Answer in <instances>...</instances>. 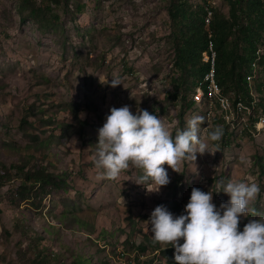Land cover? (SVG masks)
Here are the masks:
<instances>
[{"label":"rangeland","instance_id":"obj_1","mask_svg":"<svg viewBox=\"0 0 264 264\" xmlns=\"http://www.w3.org/2000/svg\"><path fill=\"white\" fill-rule=\"evenodd\" d=\"M170 1L61 0L34 19L31 8L47 0H0V171L12 170L11 180L0 176V264H167L161 253L171 246L152 243L151 211L163 204L180 215V203L184 214L193 187L214 191L219 207L229 196L215 192L217 180L260 186L259 215L242 217L239 230L264 219V92L239 114L215 106L205 114L200 93L199 105L184 109V97L194 99L174 88ZM204 2L228 14L225 0L192 1ZM112 77L122 84L111 87ZM124 105L158 115L173 137L203 117L202 139L223 129L220 141H208L219 151L197 153L178 172L163 165L170 182L158 192L135 183L142 170L131 165L98 179V129L111 107ZM24 164L25 172L46 169L61 187L39 192L27 181L24 201L17 192L26 177L15 168Z\"/></svg>","mask_w":264,"mask_h":264},{"label":"clouds","instance_id":"obj_2","mask_svg":"<svg viewBox=\"0 0 264 264\" xmlns=\"http://www.w3.org/2000/svg\"><path fill=\"white\" fill-rule=\"evenodd\" d=\"M121 84L118 77H112L111 87ZM109 112L98 129L94 159L98 179H115L131 165L142 170L134 182L158 192L170 182L163 165L178 172V166L195 161L197 153L219 151L218 144L210 147L208 141H220L223 129L217 126L208 132L207 140L202 139L203 117H192L173 137L160 117L147 110L133 114L124 105L111 107ZM220 191L229 200L219 207L213 203L214 191L197 187L191 189L184 214L181 210L180 215H174L163 204L155 206L148 218L152 243L174 248L176 264H264V219H249L239 230L242 217L259 215L253 207L261 191L259 184L217 180L215 192Z\"/></svg>","mask_w":264,"mask_h":264},{"label":"trees","instance_id":"obj_3","mask_svg":"<svg viewBox=\"0 0 264 264\" xmlns=\"http://www.w3.org/2000/svg\"><path fill=\"white\" fill-rule=\"evenodd\" d=\"M192 1L171 0L168 7L171 25L174 28L175 91L178 93L181 88H184L186 93L192 91L194 100L188 102L185 96L184 109H190L195 103L199 105L195 98L200 93L201 100L203 99L202 105L207 107V109L204 107L205 114L209 115L213 104L216 111H222L218 99L212 102L209 97L212 83L207 77L214 70L215 85L222 93L221 95L232 102L233 111L239 114V102L252 106L255 97H259L260 93L264 92V54L258 56L257 51L264 45V0H225L229 7L228 14L208 2L194 4ZM47 2V5L44 4L40 8H31L30 16L37 18L41 8L51 11V6L59 5L61 0H47ZM213 46L215 56L212 55ZM259 61H261L260 65ZM255 63L259 65V70L254 81V97L249 76L254 73ZM232 89L236 93L234 100L228 96ZM257 104H259L258 99ZM222 118L225 120L224 116ZM180 121L183 122V118ZM15 168L26 177V182L18 188L17 192L24 201L29 199L27 195L30 192V185L27 181L38 184L39 192L50 185L53 188L61 187L60 180H55L52 175L46 173L44 168L28 169L26 172V164ZM11 171L2 167L1 179L8 177L11 180L9 176ZM175 204L181 214L182 205ZM174 251L172 247L162 251L161 255L167 264H176Z\"/></svg>","mask_w":264,"mask_h":264},{"label":"bare ground","instance_id":"obj_4","mask_svg":"<svg viewBox=\"0 0 264 264\" xmlns=\"http://www.w3.org/2000/svg\"><path fill=\"white\" fill-rule=\"evenodd\" d=\"M257 51H258V56H261V55L264 54V49L263 48H258ZM214 56H215V54H214ZM256 58H257V54H256ZM260 62L261 61H259V65H260ZM259 65L257 63L254 64V66H255L254 73L249 76L250 87H251V83H253L255 81V79L257 78V71L259 70V68H258ZM214 77H215V74H214V70H213L211 72V74L207 77V79H209L211 81V83H212L211 90H209L210 93H211L210 96H209L210 97V100L212 102H215V99L217 98L218 101L221 104L222 111L225 112V113H229V112L231 113V110H232V102L229 100V98L223 97L221 95L222 93L218 90L217 86L215 85ZM251 90H252V95H254V97H255V94H254L255 87L252 86L251 87ZM257 99L258 98L255 97V99L253 100L252 106L245 105V103L240 100L241 102L238 103L239 110L240 111H246V110L249 111L250 108L251 109H254L255 108V104H257ZM212 106H214V104Z\"/></svg>","mask_w":264,"mask_h":264},{"label":"built area","instance_id":"obj_5","mask_svg":"<svg viewBox=\"0 0 264 264\" xmlns=\"http://www.w3.org/2000/svg\"><path fill=\"white\" fill-rule=\"evenodd\" d=\"M212 55H214V46H213V53H212ZM238 110H239V109H238ZM238 110H237V111H238Z\"/></svg>","mask_w":264,"mask_h":264}]
</instances>
